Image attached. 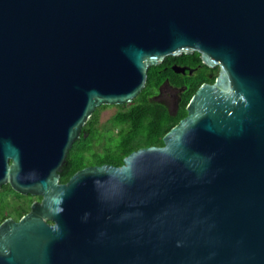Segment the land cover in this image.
I'll return each instance as SVG.
<instances>
[{
	"label": "water",
	"instance_id": "1",
	"mask_svg": "<svg viewBox=\"0 0 264 264\" xmlns=\"http://www.w3.org/2000/svg\"><path fill=\"white\" fill-rule=\"evenodd\" d=\"M195 52L219 73L162 147L59 182L97 108ZM6 184L42 201L0 223V264H264V0H0Z\"/></svg>",
	"mask_w": 264,
	"mask_h": 264
},
{
	"label": "trees",
	"instance_id": "2",
	"mask_svg": "<svg viewBox=\"0 0 264 264\" xmlns=\"http://www.w3.org/2000/svg\"><path fill=\"white\" fill-rule=\"evenodd\" d=\"M175 64L194 67L201 65L202 69L197 70L195 76L183 79L181 76L176 77L172 69ZM216 68L203 66L200 55L196 52L167 57L162 64L150 67L143 91L130 104L114 106L118 110L105 124H99L98 115L102 108L108 106L95 110L83 127L80 138L69 151V156H79L81 159V163L74 169L92 164L121 166L124 158L138 149L162 147L163 137L186 117V107L197 89L202 84L214 82V78L210 79L208 74H215ZM167 79L174 85L186 87L180 95L181 102L176 114L169 112L165 105L149 98ZM71 173L64 175L61 182H65ZM6 189L14 192L10 186L4 190ZM9 215L0 211V221Z\"/></svg>",
	"mask_w": 264,
	"mask_h": 264
},
{
	"label": "flooded vegetation",
	"instance_id": "3",
	"mask_svg": "<svg viewBox=\"0 0 264 264\" xmlns=\"http://www.w3.org/2000/svg\"><path fill=\"white\" fill-rule=\"evenodd\" d=\"M176 66L185 69V73H176L173 70L176 77L181 76V77H183V79L188 77V76H190V77L195 76V74H197V72L202 69L201 65L194 67L192 65H177V64L173 65L172 69ZM203 66L207 67L204 64H203ZM216 69L217 70H216L215 74H210V73L208 74L210 79L214 78V80H215V78L217 77V75L219 73V69H218V67ZM207 72H209V71H207ZM162 75L163 74H159V76H162ZM207 84H212V83H207ZM185 88L186 87L184 85H181V86L174 85L171 82H169V80L167 79L164 83H162V85L159 88H157L156 92L153 93L149 98L152 101H156L158 103L165 105L168 108L169 112L176 114V112L178 110V105L181 102L180 95L185 90ZM80 163H81V159L79 156L71 157L68 155L66 164H65V166L62 170V173L60 175L59 182L61 184H64V183L68 182V180L78 171H80L86 167L98 166V165L92 164V165H85L84 167H82L80 169H74ZM71 172H73V173H71ZM70 173H71V175L68 177V179L65 182H61V178L64 175H67ZM7 186H10V185L9 184L3 185L0 189V208L2 209V207H3V209H4L3 211L9 213L10 215L7 218L1 220L0 223H2L3 221H5L7 219H12L16 222L20 221L24 216H26L30 212L31 205L34 202L40 203L42 201L41 196L22 195V194L15 192L12 188L11 189L14 192H11L7 189L4 190ZM6 207H8L10 212L7 211Z\"/></svg>",
	"mask_w": 264,
	"mask_h": 264
},
{
	"label": "rangeland",
	"instance_id": "4",
	"mask_svg": "<svg viewBox=\"0 0 264 264\" xmlns=\"http://www.w3.org/2000/svg\"><path fill=\"white\" fill-rule=\"evenodd\" d=\"M118 109L114 106H108L105 108H102L99 112L98 118H99V124L103 125L105 124L117 111ZM7 211L10 212V210L8 209V207H6ZM11 209V208H10ZM1 211H3V207L2 209L0 208Z\"/></svg>",
	"mask_w": 264,
	"mask_h": 264
}]
</instances>
